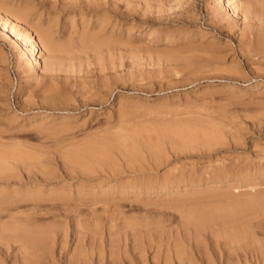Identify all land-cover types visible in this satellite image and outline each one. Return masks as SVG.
<instances>
[{"label":"rangeland","instance_id":"obj_1","mask_svg":"<svg viewBox=\"0 0 264 264\" xmlns=\"http://www.w3.org/2000/svg\"><path fill=\"white\" fill-rule=\"evenodd\" d=\"M95 1L96 0H0L1 16H8L7 19L10 20V22L14 21L13 19H15L16 16L19 21L23 19L21 22H24V24H21L32 28L30 30L33 38H37L39 33V30L37 29L40 25H42L49 29L52 41V44H48L49 46H44V48L46 47V50L43 48L47 53L43 49L41 52L39 50L38 53L40 55L37 53V58L39 59L41 67L39 66L36 68L34 72L35 74H33L32 78L30 77L24 81L26 73L24 72L25 75L23 73L22 75L21 73L19 74L18 71L22 70L23 66L26 67V69L28 68L26 62L27 56L21 54L20 45L15 43L12 38L0 36V90L2 89L0 91V137L5 140L9 139L11 141H19L26 144L28 147L27 149L30 148L29 151L31 150V152H33L35 150L33 153H37L36 151H38L42 155L41 157H44L42 159L43 161H40L39 163L41 167L43 166L40 170H42V173L44 174L40 172L38 175V172L35 171L36 167L34 165H30L29 172L31 167V171L34 172H30V175L28 174V183H30V181L34 182L39 180L41 181L39 183L42 190H46L49 187H53L55 189L57 188L58 192H61L62 188L69 190L59 193L63 196V199H50V197H54V195L49 194L45 197L46 199L39 201L41 203V207L39 206L38 209L41 210L39 212L42 214L38 211L37 213L35 212L34 215L36 216V219H38L40 223H42L41 221H43L44 224L46 223V225L50 227V230L53 228L57 230L58 235L65 231V248L67 250L69 249L68 252L70 253L72 251L71 249H73V246L75 245V242L78 245L89 244L88 240L86 241L87 238L89 239V229H86L87 231L83 229V224H86L89 227L101 226V228L103 227L102 229H104V224L107 225L106 217L111 213H114L111 215H117L119 217L124 214L129 216L134 214L132 217H136V215H138L135 218L137 226H142L143 224L149 225L151 222H158L165 231L169 230L168 232L170 233L172 229L175 232L176 225L174 224L175 221L172 219L174 218L176 220L179 217V211L176 209L179 204H184V206H186L188 203L199 204L203 202H213L223 205L225 204L224 201H226L227 196H230L232 193L236 194L231 195L234 198H242L249 194L254 195L264 193V180H262L258 173L260 172V169L264 168V163L261 162V159L264 161V89L262 92L256 89L258 85L264 84V55L253 54L255 51L251 49L250 51H244L245 48L239 49L240 46L238 45V38L240 37L238 32L240 31L241 26L244 24L248 25L251 21H255V23L257 22V24H259L264 21V17H255L249 19L251 20L249 21L248 18L244 19L242 16L240 11L241 8L238 10L236 9V12L232 13L230 18H228L231 22L234 20L233 22L236 24V26L231 30L228 26L220 27V23L217 21V19L220 20V15L219 18L213 16V8L215 6L214 0ZM232 1L235 2V0ZM236 1L239 2V0ZM8 9L10 11H8ZM230 10L231 8H228L227 15L228 13H231ZM223 11L226 16V10H222V12ZM23 16H25V18ZM242 21H244V23ZM221 22L225 23L223 20H221ZM83 36L84 38H82ZM245 37H250V39L252 38L249 33H247V36ZM247 38L240 39L247 40ZM37 41L39 40L37 39ZM116 42H119L118 45ZM85 45H87V47ZM64 47H67L66 50ZM129 74L131 76H129ZM63 81L65 83H63ZM36 83H38V85ZM31 84L34 86L30 87ZM78 85H82V87H79ZM26 93H29V95ZM39 93H43L44 97L43 94L40 95ZM63 94L66 97H64ZM67 95L70 97L68 98ZM57 98L58 100H54ZM216 118L218 120H216ZM218 121L220 123H218ZM210 123L212 124L211 126ZM219 125L220 127H218ZM180 126L192 128L195 132L203 131L210 133L211 128H213L212 131L214 134H221L218 135L217 138L222 135L223 136L216 141L214 140L210 145H197L196 147L194 146L193 148H190L191 150L189 148H184V150L180 151L172 150L170 147H167L160 154L161 163H158L157 165H155L153 161L154 156L147 153L148 151L144 148H141L142 151L140 150L142 156L141 154H139V158L130 156V159L128 156H124L119 153L115 147L109 148L110 150H108L106 155L108 160L106 158L105 160L103 157L100 158V156L98 157L96 154L97 151L95 153L89 152L87 154V151H85V148H87V146L89 147L90 144L92 147L95 146L96 149L97 146L102 149L103 140L115 136H126V133L128 134L127 137L131 135V137L137 136L139 139H146L150 136L155 137L157 134H178L176 131H178V128L179 130L182 129ZM62 127H65L66 130ZM68 128L69 130H67ZM101 128L104 129L100 131ZM44 129H46L45 133H43ZM174 129L176 130L172 131ZM149 130H151V132H146ZM120 132L122 133L120 134ZM113 133L116 134L113 135ZM108 134H110V137ZM141 134L143 135L141 136ZM98 135L101 137L100 139ZM232 140L233 142H231ZM235 140H237V142ZM98 141L102 142L99 143ZM221 143H223V145H221ZM77 146L78 148H76ZM71 149H77V152L75 150L72 152ZM82 150L85 151V153ZM71 153L80 154L79 157L84 155V158H80L82 161H75L74 158H72ZM90 153L96 154V156L92 157L89 155ZM131 158H135L136 160H132ZM110 159L113 160V162L110 161ZM230 159L235 161H229ZM72 160L75 162H72ZM85 160L89 161L87 162ZM254 163H257L256 169L258 171L255 170L252 172V170L255 169ZM258 163L260 166H258ZM36 165L39 166L38 163ZM114 165H116L118 169ZM225 165L228 166V168L229 166H234V169L241 167V165L244 168L248 166L246 170H249L250 173L252 172V174H254L252 175L249 173L251 176L248 175L245 179H242L239 182L234 180L230 181L233 173H229V175L228 172H234V169L231 167L232 170H229ZM219 167H223V173L226 172L228 175L226 173L225 174L227 176L222 174L220 170V174H222L221 176H226L227 178L223 177L224 179H221V183L216 184L217 187L214 191L212 189L207 190L208 192L200 190L186 195L183 193L171 194L164 191L146 194V190H144L145 188L143 189V187H141V189L136 190L137 186H135L133 188H127L125 194L121 193L120 196L119 191H121V187L114 185V188L113 186V182L122 184L126 183L128 180L129 183H134L138 182L139 179L141 182H144V186L146 182H149L144 179V177L147 176L146 173H148V175H161L162 173L168 172L170 175L171 173H176L178 171L192 172V177L197 179L200 183H203L205 180H210L209 178L202 180L206 174L208 176H210V174L212 175V173H214V171H216ZM248 168L252 169L250 170ZM102 171L103 173H101ZM256 171L258 175L255 173ZM35 173L37 175H35ZM202 175L203 178H201ZM39 177L42 178L40 179ZM197 177H200V179ZM121 178L125 179L123 180ZM252 179H255V181ZM227 180H229V182L234 181L235 186L237 183V188L235 186L234 188L230 187L232 189L227 188L225 183ZM243 180H252L253 182H256L255 186H257V188L254 189V186L253 188L248 189ZM140 181L139 185L141 183ZM197 181L195 180V182L192 183H199ZM261 182L263 184H261ZM81 183L83 184L82 186L78 185ZM247 183L248 182L246 181V184ZM109 184L113 187H111V189H109V191H107L102 197L103 199H110L109 201L111 202L106 203L110 206H107L99 201L101 198H99L98 195H95V191H97L100 187H104ZM89 185L97 186L94 188V192L90 191ZM190 185L191 187L189 186L187 188L188 190L193 191V185ZM201 185L204 187V184ZM16 186L17 185H13L12 187ZM243 186L244 188L241 189ZM59 187L61 189H58ZM10 188H5L4 186L0 187V190ZM234 191H236V193ZM202 198L204 199L203 201H201ZM209 198L211 199L209 200ZM192 200H194L195 203ZM115 201L117 202L115 203ZM153 203L155 205H153ZM27 204H29V202L22 206V208L25 207L26 211H33L34 208H31L30 205ZM83 204H85L86 207ZM150 204L152 205L150 206ZM80 205H83V207H80ZM94 205H96L97 208ZM110 207L111 210L108 209ZM100 209L104 211L102 212ZM109 211L112 212L110 213ZM7 213H9L7 210H2L0 212V225L6 223L7 225L9 223L11 224ZM31 213L33 214V212ZM263 213L259 214L260 216H257L259 219L257 217L253 218L250 223V229L251 233L253 232L252 236L254 241L258 240L257 242L253 241L248 245V249H251L252 251L251 257H249L250 255L248 256L250 260L246 262L240 261L241 263L236 261L235 264H264V261L260 260L259 256H256L260 253V248L264 245ZM41 217H43L44 220ZM85 218L87 219L85 220ZM88 218L89 222L87 223L86 221H88ZM76 226L82 230V233H80V229L78 230L76 228V230L79 231V235H81L82 238L84 236L86 238L84 237V239L80 238L77 240L74 236L75 232L73 234L74 227ZM56 239L57 238L55 237L54 247L58 248V246H56V241L58 240ZM261 239L263 241H261ZM252 243L255 244L253 245ZM14 245L16 246L17 244L13 243L11 245L12 250H15ZM102 245H104V243ZM207 245L208 249L209 246H213L211 243L209 245V242ZM213 247L215 248V246ZM65 248L63 251L66 250ZM10 249L11 247H9V250ZM123 249L126 250L125 254L128 255L136 251V249H133V242L130 240H127L126 243L122 245V251H124ZM239 249L241 250L237 251H239V253L241 252L243 255L245 251L241 247ZM152 252L153 250L151 249L144 252V259L147 260L146 264H151V257L154 255V252ZM1 254L3 257L4 253H2V250H0V258L3 259L4 257L2 258ZM127 258L129 259V257ZM107 263L108 262H106V264ZM2 264H7V262H2ZM213 264L224 263L219 262V260H215Z\"/></svg>","mask_w":264,"mask_h":264},{"label":"bare ground","instance_id":"obj_2","mask_svg":"<svg viewBox=\"0 0 264 264\" xmlns=\"http://www.w3.org/2000/svg\"><path fill=\"white\" fill-rule=\"evenodd\" d=\"M54 1V0H53ZM72 1V0H71ZM81 1V0H80ZM9 2V1H8ZM21 2V1H20ZM97 2V0L95 1ZM115 2V1H114ZM130 2V1H129ZM235 2H237L235 0ZM234 1L232 0H214V8H213V16L219 18L220 15V20L217 19V21H219L218 23H220V27L221 26H228L231 28V30L236 26V24L232 21H229L228 18H230V16L232 15V13L236 12V9L238 10L239 8L242 16L244 17V19L248 18L252 19L255 17L263 18L264 17V0H239V2H237L236 4ZM25 3V2H24ZM28 3V2H27ZM66 3V2H65ZM75 3V2H74ZM116 3V2H115ZM189 3V2H188ZM212 3V2H211ZM48 4V2H47ZM50 4V3H49ZM86 4V3H85ZM91 4V3H89ZM98 4V3H97ZM4 5V4H3ZM6 5V4H5ZM10 5V4H9ZM26 5V4H25ZM37 5V4H36ZM59 5V4H58ZM94 5V4H93ZM8 6V5H7ZM18 6V5H17ZM21 6V5H20ZM53 6V5H52ZM62 6V5H61ZM66 6V5H65ZM91 6V5H90ZM141 6V5H140ZM2 7V5H1ZM31 7V6H30ZM51 7V6H50ZM86 7V6H85ZM175 7V6H174ZM206 7V6H205ZM5 8V6H4ZM8 8V7H6ZM14 8V7H13ZM25 8V7H24ZM33 8V7H32ZM36 8V7H34ZM122 8V7H121ZM179 8V7H178ZM228 8H231V13H228ZM1 9V8H0ZM31 9V8H30ZM37 9V8H36ZM42 9V8H41ZM63 9V8H62ZM117 9V7H116ZM210 9V8H209ZM95 10V9H94ZM144 10V9H143ZM222 10H226V16L224 14V11L222 12ZM8 11H10L8 9ZM28 11V10H27ZM7 12V10H6ZM5 12V13H6ZM20 12V10H19ZM25 12V11H23ZM37 12V11H36ZM3 13V12H2ZM123 13V12H122ZM121 13V14H122ZM11 14V13H10ZM18 14V13H17ZM20 14V13H19ZM25 14V13H24ZM144 14V13H143ZM212 14V12H211ZM5 15V14H4ZM41 15V14H40ZM48 15V14H47ZM240 15V14H239ZM13 16V15H12ZM15 16V15H14ZM35 16V15H34ZM33 16V17H34ZM38 16V14H37ZM53 16V15H52ZM55 16V15H54ZM95 16V15H94ZM8 17V16H7ZM6 16H1L0 15V36H7L9 38H12V40L19 44L21 47V54L22 55H26L27 56V66L28 68L26 69V67L23 66V69L18 71V73L20 74H24L25 75V80L29 79L30 77H33V74H35V70L37 67H41L39 59L37 58L38 55L37 53L42 51V49L44 48L45 45L48 44H52L51 41V35L49 32V29L45 28L44 26L40 25L38 27L37 30H39V33L37 35V38H33L31 30L32 28H29V26H23L22 24H24V22L22 23L21 19L19 21V19L16 18L13 19V22H10V20L7 19ZM19 17V16H18ZM25 18V16H23ZM27 17V16H26ZM105 17V16H104ZM214 17V18H215ZM241 18V17H240ZM115 19V18H114ZM25 20V19H24ZM55 20V19H54ZM53 20V21H54ZM57 20V19H56ZM208 20V19H207ZM212 20V18H211ZM210 20V21H211ZM214 20V19H213ZM221 20H223L225 23L221 22ZM261 20V19H260ZM264 20V18H263ZM28 21V20H27ZM36 21V19H35ZM98 21V20H97ZM103 21V18H102ZM245 21V20H244ZM244 21H242L244 23ZM251 21V20H249ZM99 22V21H98ZM22 23V24H21ZM56 23V22H55ZM54 23V24H55ZM216 23V22H215ZM238 23V22H237ZM249 23V22H247ZM259 23V22H258ZM29 24V23H28ZM33 24V23H32ZM211 24V23H210ZM36 25V24H35ZM52 25V24H51ZM243 25V24H242ZM31 26V25H30ZM46 26V25H45ZM54 26V25H53ZM64 26V25H63ZM240 26H241V22H240ZM258 26V27H257ZM99 27V26H98ZM225 27V28H226ZM53 28V27H52ZM223 28V27H222ZM34 29V28H33ZM229 29V28H228ZM239 29V28H238ZM220 30V29H219ZM90 32V31H89ZM201 32V31H200ZM230 32V30H229ZM60 33V32H59ZM148 33V32H147ZM224 33V32H223ZM247 33L251 34V39L250 37H245L247 36ZM35 34V33H34ZM109 34V33H108ZM202 34V33H201ZM36 35V34H35ZM234 35V34H233ZM238 35H240V37L238 38V45L240 46L239 49L245 48L244 51H250L253 50L255 52H253V54L255 53L260 54V55H264V21H262L261 23L257 24V22L255 23L251 21L250 24H244L243 26H241L240 31L238 32ZM71 36V35H70ZM95 36V35H94ZM105 36V35H104ZM73 37V36H72ZM80 37V36H79ZM91 37V36H90ZM93 37V35H92ZM84 38V36L82 37ZM234 38V36H233ZM242 38H247V40H241ZM37 39L39 41H37ZM62 39V38H61ZM89 39V38H88ZM105 39V38H104ZM28 42H27V41ZM76 40V39H75ZM82 40V39H81ZM86 40V39H84ZM96 40V38H95ZM51 41V43H50ZM102 41V40H101ZM111 41V40H110ZM117 41V39H116ZM121 41V40H119ZM82 42V41H81ZM128 42V41H127ZM71 43V42H70ZM80 43V42H79ZM86 43V42H85ZM97 43V41H96ZM117 43V42H116ZM119 43V42H118ZM117 43V45H118ZM121 43V42H120ZM124 43V42H123ZM39 44V47H38ZM65 44V43H64ZM74 44V43H73ZM93 44V42H92ZM112 44V43H109ZM115 44V43H114ZM76 45V44H74ZM80 45V44H78ZM130 45V44H129ZM49 46V45H48ZM47 46V47H48ZM57 46V45H56ZM66 46V45H65ZM73 46V45H72ZM81 46V45H80ZM79 46V47H80ZM87 47V45H85ZM126 46V45H125ZM238 46V47H239ZM54 47V46H53ZM89 47V46H88ZM132 47V46H131ZM134 47V46H133ZM46 48V47H45ZM44 48V49H45ZM57 48V47H56ZM60 48V47H59ZM65 48V47H64ZM67 48V47H66ZM65 48V50H66ZM71 48V47H70ZM43 49V50H44ZM48 49V48H47ZM54 49V48H53ZM52 49V51H53ZM77 49V48H76ZM89 49V48H87ZM46 50V49H45ZM44 50V51H45ZM56 50V49H54ZM61 50V49H60ZM64 50V49H63ZM69 50V49H68ZM78 50V49H77ZM49 51V50H48ZM62 51V50H61ZM71 51V49H70ZM133 51V50H132ZM242 51V52H244ZM46 52V51H45ZM59 52V51H58ZM74 52V51H73ZM72 52V54H73ZM128 52V51H127ZM47 53V52H46ZM66 53V52H65ZM70 53V52H69ZM79 53V51H78ZM241 53V52H240ZM250 53V52H249ZM39 54V53H38ZM67 54V53H66ZM197 54V53H196ZM245 54V53H244ZM40 55V54H39ZM54 55V54H53ZM74 55V54H73ZM84 55V54H83ZM185 55V54H184ZM192 55V54H190ZM200 55V54H199ZM62 56V55H61ZM81 56V55H80ZM186 56V55H185ZM189 56V55H188ZM203 56V55H202ZM45 57V56H44ZM56 57V56H55ZM75 57V56H74ZM259 57V56H257ZM64 58V57H63ZM84 58V57H83ZM186 58H190V57H186ZM204 58V57H203ZM207 58V57H206ZM55 59V58H54ZM194 59V57H193ZM185 60V59H184ZM190 60V59H189ZM197 60V59H196ZM43 61V60H42ZM58 61V60H57ZM69 61V60H68ZM65 62V61H64ZM75 63V62H74ZM89 64V63H88ZM191 64V63H190ZM193 64V63H192ZM21 65V64H20ZM68 65V64H67ZM80 65V64H79ZM188 65V64H187ZM46 67H48L47 65H45ZM130 66V65H129ZM196 66V65H195ZM208 66V65H207ZM219 66V65H218ZM262 66V65H261ZM18 67V66H17ZM50 67V66H49ZM64 67V66H63ZM200 67V66H199ZM233 68V67H232ZM258 68V67H257ZM17 69V68H16ZM43 69V68H42ZM50 69V68H49ZM62 69V67H61ZM182 69V68H181ZM209 69V68H208ZM220 69V68H219ZM227 69V67H226ZM231 69V68H230ZM238 69V68H237ZM19 70V69H18ZM131 70V69H130ZM199 70V69H198ZM212 70V69H211ZM86 71V70H85ZM188 71V69H187ZM205 71V70H204ZM237 71V70H236ZM257 71V70H256ZM25 72V73H24ZM115 72V71H114ZM191 72V71H190ZM197 72V71H196ZM206 72V71H205ZM66 73V72H65ZM195 73V72H194ZM210 73V72H209ZM213 73V72H211ZM222 73V71H221ZM232 73V72H231ZM236 73V72H235ZM260 73V71H259ZM22 74V75H23ZM131 74V73H130ZM129 74V76H131ZM134 74V73H133ZM229 74V73H228ZM234 74V72H233ZM18 75V74H17ZM38 75V74H37ZM224 75V74H223ZM21 76V75H20ZM56 76V75H55ZM134 76V75H132ZM226 76V75H225ZM228 76V75H227ZM37 78V77H36ZM20 79V78H19ZM57 79V77H56ZM114 79V78H113ZM23 80V79H22ZM64 80V79H63ZM33 81V80H32ZM46 81V80H45ZM53 81V80H52ZM20 82V81H19ZM30 82V81H28ZM55 82V81H53ZM77 82V81H76ZM63 83H65L63 81ZM78 83V82H77ZM21 84V83H20ZM38 85V83H36ZM35 84V85H36ZM45 84V83H44ZM54 84V83H53ZM71 85V84H70ZM24 86V85H23ZM34 85L31 84L30 87H33ZM41 86V85H40ZM54 86V85H53ZM79 86V85H78ZM82 87V85H80ZM79 86V87H80ZM19 87V86H18ZM42 87V86H41ZM44 87V86H43ZM47 87V86H46ZM50 87V86H49ZM74 87V86H73ZM264 84H260L256 87V89L262 92V90L264 89ZM57 88V87H56ZM72 88V87H71ZM77 88V87H76ZM233 88V87H231ZM48 89V88H47ZM78 89V88H77ZM2 90V89H1ZM0 90V91H1ZM70 90V89H69ZM79 90V89H78ZM5 91V90H4ZM30 91V90H28ZM36 91V90H35ZM55 91V90H54ZM61 91V89H60ZM42 92V91H40ZM57 92V91H56ZM255 92V90H254ZM3 93V92H2ZM5 93V92H4ZM46 93V92H45ZM63 93V92H62ZM70 93V92H69ZM27 94V93H26ZM40 94V93H39ZM38 94V95H39ZM43 93H41L40 95H42ZM53 94V92H52ZM58 94V93H56ZM67 94V93H65ZM1 95V94H0ZM29 95V93L27 94ZM61 95V94H60ZM64 95V94H63ZM50 96V95H49ZM68 96V95H67ZM19 97V96H18ZM44 97V94H43ZM54 97V96H53ZM57 97V96H56ZM62 97V96H61ZM64 97H66L64 95ZM63 97V98H64ZM70 96H68L69 98ZM6 98V97H5ZM48 98V97H45ZM261 98V97H259ZM39 99V98H38ZM51 100V99H50ZM54 100H58L54 99ZM63 100V99H61ZM261 100V99H260ZM3 101V100H2ZM42 101V100H41ZM48 101V100H47ZM65 101V99H64ZM15 104V102H14ZM5 112V111H4ZM225 113V112H224ZM10 114V113H9ZM225 116V115H224ZM228 116V115H227ZM59 117V116H58ZM205 117V116H204ZM203 117V118H204ZM195 118V117H194ZM198 118V117H197ZM206 118V117H205ZM179 119V118H178ZM222 119V118H221ZM54 120V119H53ZM204 120V119H203ZM216 120H218L216 118ZM225 120V119H222ZM230 120V119H229ZM12 121V120H11ZM169 121V120H168ZM190 121V120H189ZM198 121V120H197ZM214 121V120H212ZM226 121V120H225ZM178 122V121H177ZM236 122V121H234ZM101 123V122H100ZM119 123V122H118ZM182 123V122H181ZM205 123V122H204ZM202 123V124H204ZM218 123H220L218 121ZM62 124V123H61ZM108 124V123H107ZM172 124V123H170ZM206 124V123H205ZM230 124V123H228ZM34 125V124H33ZM43 125V124H42ZM117 125V124H116ZM167 125V124H166ZM187 125V123H186ZM200 125V124H199ZM212 124L210 123V126ZM223 125V124H222ZM221 125V126H222ZM225 125V124H224ZM231 125V124H230ZM235 125V123H234ZM58 126V125H57ZM154 126V125H153ZM160 126V125H159ZM194 126V125H193ZM192 126V127H193ZM208 126V125H207ZM39 127V126H37ZM50 127V126H49ZM53 127V126H51ZM60 127V126H59ZM69 127V125H68ZM108 127V126H107ZM152 127V126H151ZM150 127V128H151ZM155 127V126H154ZM161 127V126H160ZM206 127V126H205ZM216 127V126H214ZM220 127V125L218 126ZM227 127V126H225ZM224 127V128H225ZM243 127V126H242ZM65 128V127H62ZM105 128V127H104ZM104 128H101L100 131H102ZM119 128V127H118ZM149 128V129H150ZM159 128V127H158ZM157 128V129H158ZM163 128V127H162ZM177 128V126H176ZM180 128H182L181 130L176 131L178 134H157L155 137H149L146 139H139L137 136L136 137H131L128 136L127 137V133L126 136L122 135V136H115V137H111V138H107L106 140H103L102 142V146L103 148L100 149L97 146L96 147H92L91 144L90 146L87 148H85L87 151V153L91 152V153H95L97 151V155L98 157L100 156L103 157L104 159L106 158L108 160V158L106 157L108 150H110L109 148L115 147L119 153H121L124 156H128V158L130 156L139 158V154L141 148H144L145 150H147L149 154L154 156V163L155 165H157L160 162V154L165 150V148L170 147L172 150H184V148H193L194 146L196 147L197 145H210L214 140H218L221 137L217 138L218 135L221 134H214L211 128V133L210 132H195V130H193L192 128L189 127H184V126H180ZM198 128V126H197ZM200 128V127H199ZM222 128V127H221ZM230 128V127H229ZM232 128V127H231ZM32 129V128H31ZM106 129V128H105ZM108 129V128H107ZM155 129V128H154ZM160 129V128H159ZM171 129V128H169ZM168 129V130H169ZM192 131H191V130ZM208 129V128H207ZM20 130V129H19ZM34 130V129H33ZM38 130V129H37ZM46 129H44V132ZM48 130V129H47ZM51 130V129H50ZM66 130V128L64 129ZM69 130V128L67 129ZM95 130V129H94ZM97 130V129H96ZM114 130V129H113ZM117 130V129H116ZM120 130V128H119ZM161 130V129H160ZM166 130V129H164ZM176 129L172 130L175 131ZM218 130V129H217ZM216 130V131H217ZM231 130V129H230ZM237 130V129H236ZM18 131V130H17ZM58 131V130H57ZM60 131V130H59ZM123 131V130H122ZM162 131V130H161ZM160 131V132H161ZM170 131V130H169ZM208 131V130H207ZM210 131V130H209ZM225 131V130H223ZM239 131H243V130H239ZM41 132V131H39ZM51 132V131H50ZM87 132V131H86ZM94 132V131H93ZM105 132V131H104ZM107 132V131H106ZM114 132V131H112ZM125 132V131H124ZM135 132V130H134ZM146 132H151V130L146 131ZM163 132V131H162ZM175 132V133H176ZM235 132V131H234ZM8 133V131H7ZM48 133V132H47ZM61 133V132H60ZM92 133V132H91ZM90 133V134H91ZM96 133V132H95ZM108 133V132H107ZM111 133V132H110ZM119 133V132H118ZM122 132H120L121 134ZM143 133V132H142ZM153 133V132H152ZM167 133V131H166ZM169 133V132H168ZM213 133V134H212ZM216 133V132H215ZM230 133V132H229ZM1 134V133H0ZM6 134V132H5ZM12 134V133H11ZM49 134V133H48ZM56 134V133H55ZM58 134V133H57ZM100 134V133H99ZM116 134V133H115ZM113 133V135H115ZM138 134V133H136ZM146 134V133H145ZM224 134V133H223ZM110 137V134H108ZM107 135V136H108ZM133 135V134H132ZM143 134H141L142 136ZM155 135V133H154ZM235 135V134H234ZM2 136H3V132H2ZM102 136V135H101ZM106 136V135H105ZM104 136V137H105ZM149 136V135H148ZM146 136V137H148ZM228 136V134H227ZM7 137V136H6ZM11 137V136H10ZM8 137V138H10ZM95 137V136H94ZM99 137V135H98ZM144 137V136H143ZM92 138V137H91ZM101 137H99L100 139ZM106 138V137H105ZM141 138V137H140ZM233 138V137H232ZM231 138V139H232ZM239 138V137H238ZM94 139V138H93ZM224 139V138H222ZM230 139V140H231ZM236 139V138H235ZM239 140V139H238ZM90 141V140H89ZM88 141V142H89ZM94 141V140H93ZM220 141V140H219ZM237 142V140H235ZM23 142V141H22ZM92 142V140H91ZM99 142V141H98ZM99 142V143H101ZM233 142V140L231 141ZM82 143V142H81ZM218 143V142H217ZM85 144V142H84ZM216 144V143H215ZM220 144V143H219ZM230 144V143H229ZM35 145V144H34ZM40 145V144H39ZM81 145V144H80ZM101 145V144H99ZM213 145V144H212ZM221 145H223V143H221ZM225 145V144H224ZM231 145H235V144H231ZM238 146V145H237ZM40 147V146H39ZM43 147V145H42ZM85 147V146H83ZM203 147V146H202ZM207 147V146H206ZM205 147V148H206ZM28 147L26 146V144H23L19 141H11L9 139L5 140L2 139L0 137V187H12L13 185H17L16 187H12L10 189H6V190H0V212L2 210H7L9 211V213H7L8 218L11 221V224L9 223L7 225L3 224L0 225V250H2V253H4V258L1 257L3 259L0 258V264H2V262H7V264H106V262L110 263V264H146V261L144 259V252L147 251L148 249L153 250V256L152 258V262L151 264H201V263H205V264H213V262L216 260L219 262H223L224 264L228 263V264H235L236 261H238V263L240 261H248L250 260L249 257H251V249L249 248V244L251 242L254 241V238L252 236L251 233V222L253 220V218H256L257 216H260L259 214H262L264 212L263 207H264V193L261 194H254V195H246L245 197H240V198H234L232 197L231 194L230 196H227L225 204L220 205L217 203H213V202H209V203H196V204H190L188 203V205L184 206V204H179V206H177V210L179 211V217L178 219H172L174 220V224L176 225L175 227V232L170 231V233L168 231H165L163 229V227L161 226V224H159L158 222H151L149 225L147 224H143L142 226H137L136 222H135V218L138 216L136 215V217H132L134 214H132V216L129 215H120L119 216H114L111 214L112 211H109L110 215H107L106 217V224H104V229L101 228V226L99 227H89L88 225H82L83 229H89V239L87 238L86 241L88 240V245L86 244H82V245H78L75 242V245L73 246V249H71L70 253L68 252L69 249L67 250L65 248V241H64V237H65V231L61 232L60 235H58L57 230L53 229H49L50 227L46 225V223L44 224L43 221H41L42 223L39 222L38 219H36V216L34 215V213L37 211H41L40 209H38V207L40 206V202L41 200L46 199L45 197L49 194L54 195V197H50V199H63V196L60 195L59 193L65 192V191H69L66 190L65 188H62L61 192H58L57 188H53V187H49L46 190H42L40 187V183L41 181H30V183L27 182V179L29 178L30 172H34L31 171L32 167L30 168V172H29V167L30 165H34L36 167V170L39 173H42V167L39 165L40 161H43L41 156V154L36 151L37 153H33L35 152V150L33 152H31V150L29 151V149H27ZM35 148V147H34ZM78 148V146L76 147ZM82 148V147H81ZM80 148V150H81ZM214 148V147H213ZM42 149V148H41ZM68 149V148H67ZM83 149V148H82ZM169 149V148H168ZM201 149V148H200ZM212 149V148H211ZM264 149V148H263ZM59 150V149H58ZM70 150V149H69ZM72 150V149H71ZM75 150V149H74ZM72 150V152L74 151ZM115 150V149H114ZM191 150V149H190ZM208 150V149H207ZM262 150V149H261ZM63 151V150H62ZM77 152V149L75 150ZM83 151V150H82ZM85 151H83L85 153ZM113 151V150H112ZM142 151V150H141ZM195 151V149H194ZM65 152V151H63ZM67 152V151H66ZM117 152V151H116ZM174 152V151H173ZM184 152V151H183ZM190 152V151H189ZM196 152V151H195ZM205 152V151H204ZM89 154L90 156H96V154ZM199 153V152H198ZM262 153V152H261ZM264 153V152H263ZM44 154V153H43ZM65 154V153H64ZM82 154V152H81ZM63 155V154H60ZM72 158H74L75 161H80L81 159L84 158V155H81L79 157L78 154L76 153H71ZM114 155V154H112ZM111 155V156H112ZM150 155V156H151ZM166 155V154H165ZM70 156V155H69ZM109 156V155H108ZM142 156V154H141ZM152 156V157H153ZM201 156V155H200ZM262 156V155H260ZM67 157V156H65ZM88 157V156H87ZM86 157V158H87ZM151 157V158H152ZM164 157V156H163ZM236 157V156H235ZM46 158V157H45ZM63 158V157H62ZM81 158V159H80ZM89 158V157H88ZM168 158V157H167ZM216 158V157H214ZM232 158V157H231ZM246 158V157H244ZM257 158V157H256ZM65 159V158H64ZM68 159V158H67ZM105 159V160H106ZM126 159V157H125ZM130 159V158H129ZM132 159V158H131ZM135 159V158H133ZM132 159V160H133ZM166 159V158H165ZM169 159V158H168ZM238 159V157H237ZM71 160V159H70ZM72 160V162L74 161ZM136 160V159H135ZM250 160V159H249ZM258 160V159H257ZM263 161V159H261ZM74 161V162H75ZM82 161V160H81ZM87 161V160H85ZM89 161V160H88ZM87 161V162H88ZM110 161L113 162V160L110 159ZM122 161V160H121ZM218 161V160H217ZM223 161V160H222ZM229 161H232L231 159ZM235 161V160H233ZM232 161V162H233ZM242 161V160H241ZM251 161V160H250ZM100 162V161H99ZM135 162V161H134ZM148 162V161H147ZM173 162V161H172ZM171 162V163H172ZM188 162V161H187ZM186 162V163H187ZM221 162V161H220ZM246 162V161H245ZM260 162V161H259ZM260 162V164H261ZM38 163L37 166L36 164ZM84 163V162H83ZM86 163V162H85ZM104 163V160H103ZM123 163V162H122ZM143 163V162H142ZM153 163V164H154ZM194 163V162H193ZM203 163V162H202ZM215 163V162H214ZM230 163V162H229ZM236 163V162H235ZM239 163V162H238ZM237 163V165H238ZM248 163V162H247ZM252 163V162H251ZM46 164V163H45ZM63 164V163H62ZM65 164V161H64ZM71 164V163H70ZM92 164V163H91ZM111 164V163H110ZM182 164V163H181ZM180 164V165H181ZM206 164V162H205ZM208 164V163H207ZM213 164V163H212ZM217 164V163H216ZM221 164V163H220ZM246 164V163H245ZM259 164V163H258ZM260 164L258 166H260ZM144 165V164H143ZM146 165V163H145ZM154 165V166H155ZM185 165V164H184ZM254 167L252 170L255 171L257 170L256 165L257 163H254ZM262 165V164H261ZM33 166V167H34ZM111 166V165H110ZM116 166V165H114ZM135 166V165H134ZM175 166V165H174ZM183 166V165H182ZM181 166V167H182ZM196 166V165H195ZM204 166V165H203ZM208 166V165H207ZM214 166V165H213ZM224 166V165H223ZM226 166V165H225ZM236 166V165H235ZM264 166V165H263ZM34 167V168H35ZM64 167V166H63ZM95 167V166H94ZM127 167V166H125ZM141 167V166H140ZM156 167V166H155ZM190 167V166H189ZM232 166H226V168H228L229 170L234 167ZM248 167V166H247ZM247 167H237V168H233L234 172H228L229 173H233L231 180H234L236 182L241 181L242 179H245L248 175L252 174V172L250 173L249 170L247 171L246 168ZM33 168V169H34ZM47 168V167H46ZM45 168V169H46ZM67 168V167H66ZM117 168V166H116ZM147 168V167H146ZM199 168V167H198ZM225 168V169H226ZM262 168V167H261ZM115 169V168H113ZM118 169V168H117ZM191 169V167H190ZM189 169V170H190ZM250 169V168H248ZM252 169V168H251ZM250 169V170H251ZM259 169V168H258ZM71 170V169H70ZM88 170V169H87ZM116 170V169H115ZM126 170V168H125ZM140 170V168H139ZM153 170V169H152ZM162 170V169H161ZM186 170V169H185ZM197 170V169H196ZM208 170V168H207ZM210 170V169H209ZM215 170V169H214ZM220 170L221 173L226 175L225 173H223V167H219L216 169V171H214V173H212V175L210 174V176H208L206 174V178H203V175L201 176V178L204 179H210L209 181H204L203 183H200L199 181H197V179H194L192 177V172L189 173L185 172V171H178V172H174L171 173L170 175L168 174V172L166 173H160L161 175H156V174H150L146 177H144V179H146V181L148 180L149 182H146V184L143 186L144 182H141L140 179L139 181L141 182L139 185V181L138 182H134V183H129L128 180L126 183H117V182H113V186H120L121 187V191H119L120 196L121 193H124L127 191V188H133L135 186H137L136 190L141 189V187H143L144 190H146V194H150V193H154V192H169L171 194H178V193H183V194H191V193H195L198 192L200 190H204L205 192L209 189H212L214 191V189L217 187L216 184L217 183H221V179H224L223 177L226 176H221L222 174H220ZM53 171V170H50ZM49 171V172H50ZM118 171V170H117ZM121 172H123L122 170H120ZM129 171V170H128ZM133 171V170H132ZM193 171V169H192ZM226 171V170H225ZM258 171V170H257ZM257 171L255 172L257 174ZM261 172L259 173V176L262 178V180H264V168L259 170ZM29 172V173H28ZM80 172V171H79ZM90 172V171H89ZM95 172V171H93ZM156 172V171H155ZM195 172V171H194ZM91 173V172H90ZM103 173V171L101 172ZM120 173V172H119ZM159 173V172H158ZM199 173V172H198ZM250 173V174H249ZM29 174V175H28ZM34 174V173H33ZM44 174V173H42ZM136 174V173H135ZM142 174V173H141ZM145 174V173H144ZM202 174V173H201ZM254 174V173H253ZM252 174V175H253ZM255 174V175H256ZM35 175H37L35 173ZM84 175V174H83ZM102 175V174H101ZM104 175V174H103ZM140 175V174H139ZM230 175V174H229ZM232 175V174H231ZM258 175V174H257ZM32 176V175H31ZM34 176V175H33ZM47 176V175H46ZM54 176V175H53ZM80 176V173H79ZM106 176V175H105ZM133 176V175H132ZM195 176V175H194ZM198 176V175H197ZM208 176V177H207ZM251 176V175H250ZM37 177V176H36ZM43 177V176H42ZM41 177V178H42ZM56 177V176H55ZM88 177V176H87ZM196 177V176H195ZM40 178V177H39ZM40 178V179H41ZM70 178V177H69ZM100 178V177H99ZM126 178V177H125ZM124 178V179H125ZM200 179V177H197ZM227 178V177H226ZM230 178V177H229ZM255 178V177H254ZM98 179V178H97ZM123 179V178H121ZM123 179V180H124ZM142 179V178H141ZM131 180V179H130ZM194 180V181H192ZM195 180L199 183L194 184L192 182H195ZM253 181H255V179H252ZM252 180H246L248 183L245 185H247V188H253L256 184V182H253ZM225 181V180H224ZM233 182H229V180H227L226 186L227 188L233 187L235 186ZM257 181V180H256ZM125 182V181H124ZM132 182V181H131ZM258 182V181H257ZM260 182V181H259ZM71 183V182H70ZM110 183V182H108ZM224 183V184H225ZM242 183V182H241ZM64 184V183H63ZM112 184V182H111ZM118 184V185H116ZM193 185V191L188 190L187 187H191V185ZM204 184V187H202ZM261 184H263L261 182ZM260 184V185H261ZM78 185H83L78 184ZM106 185V184H105ZM142 185V186H141ZM53 186V185H52ZM58 186V185H57ZM107 185L104 187H98L99 189L97 191H95V195L99 198H101L99 201L101 203H109L111 201H109L110 199L106 198L103 199V195L109 191V189H111V187ZM114 186V188H115ZM242 186V184H241ZM70 187V186H69ZM96 185H89V189L91 192H94V188H96ZM237 188V183L236 186ZM240 187V186H239ZM238 187V188H239ZM259 187V186H258ZM262 187V186H260ZM221 188V187H220ZM226 188V189H227ZM244 188L241 187V189ZM257 186L254 187V189H256ZM264 188V187H263ZM58 189H61L60 187ZM223 189V188H222ZM232 189V188H230ZM240 189V191H241ZM119 190V189H118ZM133 190V189H132ZM262 190V189H261ZM140 191V190H139ZM201 191V192H202ZM238 191V190H237ZM245 191V190H244ZM243 191V192H244ZM247 191V190H246ZM83 192V191H82ZM133 192V191H132ZM204 192V193H205ZM208 192V191H207ZM236 193V191H234ZM252 192V191H251ZM240 193V192H239ZM255 193V192H254ZM113 194V191H112ZM201 194V193H200ZM211 194V193H210ZM218 194V193H217ZM224 194V192H223ZM242 194V193H241ZM244 194V193H243ZM180 195V194H179ZM196 195V194H194ZM193 195V196H194ZM203 195V194H202ZM201 195V196H202ZM236 195V194H233ZM239 195V194H238ZM20 196V197H19ZM74 196V195H73ZM136 196V195H135ZM167 196V195H166ZM184 196V195H182ZM192 196V195H191ZM216 196V195H215ZM221 196V195H220ZM225 196V195H224ZM17 197V198H16ZM81 197V196H80ZM134 197V196H133ZM146 197V196H145ZM160 197V196H159ZM165 197V195H164ZM195 197V196H194ZM218 197V196H217ZM226 197V196H225ZM237 197V196H236ZM76 198V197H75ZM157 198V197H156ZM176 198V196H175ZM191 198V197H190ZM196 198V197H195ZM92 199V198H91ZM97 199V198H94ZM186 199V198H183ZM197 199V198H196ZM211 198H209L210 200ZM118 200V199H117ZM127 200V199H126ZM177 200V199H175ZM174 200V201H175ZM204 199L202 198L201 201H203ZM83 201V200H82ZM92 201V200H91ZM90 201V202H91ZM119 201V200H118ZM125 201V200H124ZM172 201V200H171ZM181 201V200H180ZM187 201V200H186ZM194 201V200H192ZM29 202L31 208H34L33 211H26L25 207L22 208V206L26 205V203ZM31 202V204H30ZM56 202V201H55ZM66 202V201H65ZM74 202V201H73ZM78 202V201H77ZM86 202V201H85ZM113 202V200H112ZM117 201H115L116 203ZM129 202V200H128ZM173 202V201H172ZM178 202V201H177ZM184 202V201H183ZM190 202V201H188ZM24 203V204H23ZM75 203V202H74ZM80 203V202H78ZM97 203V201H96ZM146 203V201H145ZM174 203V202H173ZM195 203V201H194ZM55 204V203H54ZM62 204V203H60ZM76 204V203H75ZM82 204V202H81ZM92 204V203H91ZM95 204V202H94ZM122 204V203H121ZM130 204V203H129ZM138 204V203H137ZM141 204V203H140ZM144 204V202H143ZM161 204V203H160ZM175 204V203H174ZM85 205V204H83ZM83 205H80V207ZM90 205V204H89ZM88 205V207H89ZM107 206H110L108 204H106ZM113 205V204H112ZM148 205V204H147ZM146 205V206H147ZM152 204H150L151 206ZM153 205H155L153 203ZM172 205V204H171ZM50 206V205H49ZM96 207V205H94ZM105 206V205H104ZM116 206V205H114ZM122 206V205H121ZM169 206V205H168ZM173 206V205H172ZM28 207V208H30ZM41 207V206H40ZM74 207V205H73ZM86 207V205H85ZM91 207V205H90ZM94 207V208H95ZM106 207V206H105ZM120 207V206H117ZM124 207V206H123ZM139 207V206H138ZM27 208V209H28ZM30 208V209H31ZM47 208V207H46ZM71 208V207H70ZM69 208V210H70ZM76 208V207H75ZM97 208V207H96ZM122 208V207H121ZM159 208V207H158ZM36 209V210H35ZM42 209V208H41ZM65 209V208H64ZM68 209V208H67ZM87 209V208H86ZM111 210V207L108 208ZM133 209V208H132ZM143 209V208H142ZM154 209V208H153ZM156 209V208H155ZM165 209V208H164ZM175 209V208H174ZM173 209V210H174ZM32 210V209H31ZM81 210V209H80ZM102 210V209H100ZM107 210V209H105ZM146 210V209H145ZM170 210V209H169ZM56 211V210H55ZM87 211V210H85ZM97 211V209H96ZM104 210H102L103 212ZM118 211V210H117ZM116 211V212H117ZM122 211V210H121ZM137 211V210H136ZM148 211V210H147ZM151 211V210H150ZM5 212V211H4ZM33 212V214L31 213ZM65 212V211H64ZM101 212V213H102ZM114 212V211H113ZM120 212V211H119ZM118 212V214H119ZM129 212V211H128ZM135 212V211H134ZM139 212V211H138ZM40 213V212H39ZM92 213V212H91ZM147 213V212H146ZM156 213V212H155ZM173 213V212H172ZM42 214V213H40ZM46 214V213H45ZM63 214V213H62ZM103 214V213H102ZM117 214V213H115ZM122 214V213H121ZM143 214V213H142ZM161 214V213H160ZM264 214V213H263ZM44 215V214H43ZM41 215V216H43ZM81 215V214H80ZM153 215V214H152ZM3 216V215H2ZM79 216V215H78ZM94 216V215H93ZM141 216V215H140ZM150 216V215H149ZM39 217V216H38ZM37 217V218H38ZM48 217V216H47ZM83 217V215H82ZM87 217V216H85ZM165 217V216H164ZM177 217V216H176ZM43 219V217H41ZM53 218V217H51ZM79 218V217H78ZM96 218V217H95ZM100 218V217H99ZM141 218V217H140ZM149 218V217H148ZM258 218V217H257ZM262 218V217H261ZM6 219V218H5ZM33 219V220H32ZM40 219V218H39ZM41 219V220H42ZM55 219V218H53ZM81 219V218H80ZM79 219V220H80ZM87 218H85L86 220ZM92 219V218H91ZM90 219V221H91ZM98 219V218H96ZM95 219V220H96ZM259 219V218H258ZM38 220V221H37ZM44 220V219H43ZM56 220V219H55ZM76 220V218H75ZM94 220V221H95ZM154 220V218H153ZM160 220V219H159ZM164 220V219H163ZM47 221V220H46ZM65 221V220H64ZM82 221V220H81ZM84 221V220H83ZM138 221V220H137ZM140 221V220H139ZM45 222V221H44ZM48 222V221H47ZM50 222V220H49ZM74 222V221H73ZM87 223L89 222V218L88 221H86ZM84 222V223H86ZM98 222V221H97ZM100 222V221H99ZM143 222V221H142ZM148 222V221H147ZM260 223V222H258ZM82 224V223H81ZM139 224V223H137ZM49 225V224H48ZM61 225V223H60ZM94 225V223H93ZM174 225V226H175ZM167 226V225H166ZM48 227V228H47ZM77 226L74 227V231L73 234L75 232V237L78 239H84V237L82 238L81 235H79V231L80 233H82V230L80 228H77L79 231L76 230ZM254 229V227H253ZM86 230V231H87ZM85 231V232H86ZM260 231V230H258ZM259 234V233H258ZM261 234V233H260ZM85 235V234H84ZM55 237L57 238L56 240V246H58V248L54 247V240ZM255 237V235H254ZM257 237V236H256ZM75 238V239H76ZM86 238V237H85ZM262 238V237H261ZM127 240H130L133 242V249H136V251H134L131 254H125L126 250L123 249L124 251H122V245L126 243ZM81 241V240H80ZM258 240L254 241L257 242ZM261 241H263L261 239ZM209 242V245L211 243V245L215 246V248L213 246H209L208 249V245L207 243ZM17 244L15 246V250H12V244ZM74 243V242H73ZM79 243V242H78ZM82 243V242H81ZM104 243V245H102ZM263 243V242H262ZM253 244V243H252ZM255 244V243H254ZM253 244V245H254ZM257 244V243H256ZM128 246V245H127ZM256 246V245H255ZM259 246V245H258ZM262 246V245H260ZM9 247H11V249L9 250ZM72 247V246H71ZM243 248V250L245 251V253L242 255L241 252L239 253V251L237 250H241L239 248ZM253 247V246H252ZM66 249L63 251V249ZM208 250H207V249ZM247 250V251H246ZM255 251V250H254ZM236 252V253H234ZM234 253V254H231ZM247 254V255H246ZM152 255V254H150ZM250 255V256H249ZM249 256V257H248ZM253 256V254H252ZM257 257L259 256L260 260L264 261V245L262 246V248H260V253L256 255ZM129 257V259L127 258ZM150 258V259H151ZM149 259V260H150ZM236 259V260H235ZM258 260V259H257ZM255 262V261H254ZM107 263V264H108ZM241 263V262H240ZM243 263V262H242ZM252 264V263H251Z\"/></svg>","mask_w":264,"mask_h":264}]
</instances>
